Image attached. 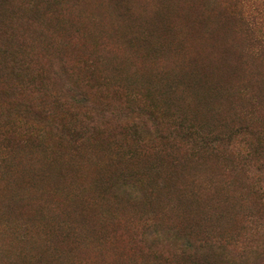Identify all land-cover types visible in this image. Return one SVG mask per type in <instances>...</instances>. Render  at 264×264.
Instances as JSON below:
<instances>
[{"label": "rangeland", "instance_id": "1", "mask_svg": "<svg viewBox=\"0 0 264 264\" xmlns=\"http://www.w3.org/2000/svg\"><path fill=\"white\" fill-rule=\"evenodd\" d=\"M150 98L210 129L264 127V0H0V264H189V223L242 175L173 147L182 160L160 163L149 199L151 151L176 120L147 117ZM128 124L145 151L116 160ZM245 252L264 257V239Z\"/></svg>", "mask_w": 264, "mask_h": 264}, {"label": "trees", "instance_id": "2", "mask_svg": "<svg viewBox=\"0 0 264 264\" xmlns=\"http://www.w3.org/2000/svg\"><path fill=\"white\" fill-rule=\"evenodd\" d=\"M187 84L199 92L214 91L211 87L200 88L198 85L196 87L191 83ZM199 95L202 97L198 96V102L195 98H192L197 105L203 103L200 107L210 111L219 109L211 106L213 104L210 102V97L205 94ZM140 108L150 119H156L164 115L176 118V120H173L174 128L169 132V136L173 134L169 146L159 145L151 151L152 157H154L149 158L146 167L149 173L152 174L149 178L151 182V185H149L150 190H148L149 199L153 195V188H159L158 184L154 182L160 174L158 173L160 163L167 160L169 164H175L182 160L177 159L173 154V147H184L187 151V157L191 161L198 163L202 161L211 166L213 164L212 160H214L223 169H228L232 173L236 171L242 175L240 178L237 173V176L233 175V181L225 183L229 187L234 183L237 184V188L234 190L235 194L231 198L214 200L212 195L205 198L207 201L213 200L217 205L208 206L205 204L206 215L196 217V221H191L195 216L190 220L188 233L183 236V239H187L181 253L187 258L189 264H247L245 250L249 241L255 235L259 239H264V127H255L253 130L247 131L245 124L238 121L234 128L227 125L226 129H210L204 119H185L183 113L179 114L167 106H158L151 98L149 102L145 100ZM44 112L49 111L45 110ZM63 116L52 114L50 117L52 120L57 118L62 122ZM61 122H57L58 127L63 126L69 134L80 133V129L75 124H71L65 119L63 123ZM125 128L129 130L131 128L134 137L132 136L131 139L126 134L127 139L130 141L129 144L119 146L120 154H123V156L116 152L114 157L116 160L120 158L128 161L137 160L145 151L143 147L145 142L139 138L135 124L131 126L128 124ZM234 130L237 132L247 131L249 136L248 148L245 152L233 151L231 134H234ZM121 149L123 153H121ZM6 158L12 159V155L7 154ZM3 160L4 158L0 162ZM126 173L127 171H121L119 175H125ZM128 175H131L137 183L142 184V180L138 178L136 171H129ZM222 175L229 176L230 173H223ZM204 201L202 200L203 203ZM238 216L240 217L238 218ZM192 232L194 233L193 238L189 236ZM233 254H238L239 259L237 262ZM251 264H264V257L258 254V258L254 259Z\"/></svg>", "mask_w": 264, "mask_h": 264}]
</instances>
